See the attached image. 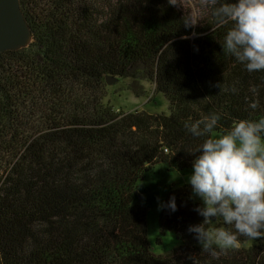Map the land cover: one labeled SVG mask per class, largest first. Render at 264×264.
Instances as JSON below:
<instances>
[{
  "label": "trees",
  "instance_id": "obj_1",
  "mask_svg": "<svg viewBox=\"0 0 264 264\" xmlns=\"http://www.w3.org/2000/svg\"><path fill=\"white\" fill-rule=\"evenodd\" d=\"M224 2L20 0L32 40L0 52V264H264V236L201 251L186 231L203 220L187 182L165 197L176 211L159 214L180 243L154 252L137 199L156 165L191 171L204 137L185 121L218 115L213 136L264 116V71L222 49L231 21L217 26L212 9ZM108 76L138 95L151 82L166 110L115 107Z\"/></svg>",
  "mask_w": 264,
  "mask_h": 264
},
{
  "label": "clouds",
  "instance_id": "obj_2",
  "mask_svg": "<svg viewBox=\"0 0 264 264\" xmlns=\"http://www.w3.org/2000/svg\"><path fill=\"white\" fill-rule=\"evenodd\" d=\"M212 15L217 26L231 21L222 49L248 72L264 71V0H227L214 7ZM196 23L192 17L183 21L185 28ZM218 120L219 116L213 114L184 122L193 137H204L192 152L196 155L186 177L192 195L200 200L194 211L203 220L188 225L186 231L201 251L213 258L218 256L217 249H238L239 236H264V116L257 120L238 119L226 132L212 136ZM157 207L176 211L175 196L158 202ZM217 218L231 227L207 229L206 225Z\"/></svg>",
  "mask_w": 264,
  "mask_h": 264
},
{
  "label": "rangeland",
  "instance_id": "obj_3",
  "mask_svg": "<svg viewBox=\"0 0 264 264\" xmlns=\"http://www.w3.org/2000/svg\"><path fill=\"white\" fill-rule=\"evenodd\" d=\"M30 42L31 37H28L21 46H28ZM131 82L132 79L130 78H122L111 83L105 101L125 111L145 109L150 112H158L166 110L167 101L154 90L151 82L141 80L146 90L143 95H138L132 89ZM217 134L220 133L215 132L213 136ZM189 173L190 171H179L172 166L160 163L155 166L154 170L148 172L138 184L139 195L137 199L147 208L148 234L152 249L156 253L167 252L180 243V238L175 231L167 230L164 234L161 233L159 226L160 210H158L157 205L158 202L165 201L171 184L181 185L187 182L186 177ZM216 227L221 226L215 224L213 229Z\"/></svg>",
  "mask_w": 264,
  "mask_h": 264
},
{
  "label": "water",
  "instance_id": "obj_4",
  "mask_svg": "<svg viewBox=\"0 0 264 264\" xmlns=\"http://www.w3.org/2000/svg\"><path fill=\"white\" fill-rule=\"evenodd\" d=\"M32 33L22 11L20 0H0V52L20 48ZM23 47V46H21ZM117 79L107 77L109 84Z\"/></svg>",
  "mask_w": 264,
  "mask_h": 264
}]
</instances>
